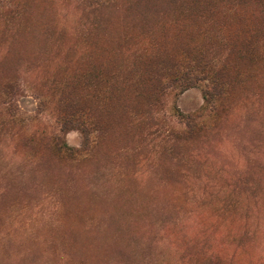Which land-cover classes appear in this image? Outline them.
Listing matches in <instances>:
<instances>
[{
    "label": "rangeland",
    "instance_id": "rangeland-1",
    "mask_svg": "<svg viewBox=\"0 0 264 264\" xmlns=\"http://www.w3.org/2000/svg\"><path fill=\"white\" fill-rule=\"evenodd\" d=\"M0 264H264V0H0Z\"/></svg>",
    "mask_w": 264,
    "mask_h": 264
},
{
    "label": "trees",
    "instance_id": "trees-1",
    "mask_svg": "<svg viewBox=\"0 0 264 264\" xmlns=\"http://www.w3.org/2000/svg\"><path fill=\"white\" fill-rule=\"evenodd\" d=\"M199 73L200 75H206L207 77H211L214 74V71L211 70L207 72L206 70H203L202 68H200ZM213 84L214 86L212 88V92L206 93L207 95L206 98L208 99L207 103L215 104L214 105L215 108L216 106L222 107V99H223L222 95L224 94V86L222 83H220L219 79H217V82L214 81ZM182 119L184 121L185 130L177 131L180 133H175L176 139H178L180 135L184 137V136H190L193 134H200L202 132H205L208 127V124L206 122H200L199 120H197V117H195L194 115L182 116ZM52 149L53 150L56 149V151L63 152L65 154L70 152L69 149L64 150L61 147L60 138L53 140Z\"/></svg>",
    "mask_w": 264,
    "mask_h": 264
}]
</instances>
